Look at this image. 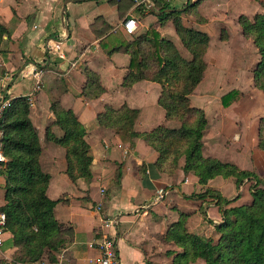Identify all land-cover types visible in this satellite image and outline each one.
<instances>
[{
  "label": "crops",
  "instance_id": "0c3cea01",
  "mask_svg": "<svg viewBox=\"0 0 264 264\" xmlns=\"http://www.w3.org/2000/svg\"><path fill=\"white\" fill-rule=\"evenodd\" d=\"M168 1L173 10L184 11L188 3L196 0ZM199 1L196 12L204 22L193 21L195 25L190 26L188 13L182 12L186 26L209 35L208 24L217 21L219 30L227 29L230 41L237 33L242 36L240 26L227 28L226 20L230 18L234 24L239 15L230 13L231 0H224V3ZM212 2L216 6L204 14L201 9L205 7L206 10ZM146 3L154 8L153 2ZM137 5L133 0H0V24L7 31L0 42V100L5 95L25 97L33 92L35 79L29 73L23 76L22 72L32 70L33 66L42 70L40 88L33 92L29 105V118L40 143V167L49 175L46 195L53 200L66 199L54 206V217L73 230L72 241L56 255L55 264H96L100 253L95 243L100 218L105 215L118 219L114 234L118 239L120 264H171L173 256L181 249L173 242L165 241L164 237L180 212L189 213L187 230L205 237L209 236L207 230L210 227L214 232L213 223L221 219L215 204L208 206L206 201L184 195L197 193L205 187L215 189L229 199L237 193L232 177L217 176L202 187L196 176L183 172V158L179 159L173 174L161 173L154 164L157 152L142 138H134L130 147L114 130L96 123V115L105 105L119 108L125 104L138 110L134 123L136 132L150 131L158 125L179 126L177 121L166 119L164 109L158 104L161 90L158 83L140 80L128 88L122 87L129 55L121 51L108 53L110 41L104 46L108 36H111L110 40L115 36V40L129 41L145 32L154 21L157 15L149 10L151 13L141 16L135 11ZM255 13L247 16L252 17ZM128 19L137 22L133 34H127L123 29V23ZM172 26L168 27L167 38L174 42L176 33ZM160 32H163L162 28ZM210 46L209 40L207 52ZM84 67L98 74L104 88L95 99L80 96L86 82ZM238 73L230 89H201L202 79L189 96L191 104L203 109L207 118L201 152L203 156L254 171L264 181V151L257 147L258 121L264 117V92L254 87L252 72L246 81L241 79L245 74ZM232 90L237 91L240 98L236 97L224 106L221 97ZM52 101H57L63 109L72 110L86 128L85 140L92 156L89 180L72 181L66 173L65 148L46 138L48 127L56 137L63 135V131L53 124ZM118 169L122 174L116 182ZM4 183L0 173V206L4 204ZM226 186L231 189L229 196L224 194ZM244 187L248 191V186H241L240 198L232 205L247 203L250 195L243 197ZM98 203L102 204L101 213L94 210ZM14 250L11 234L7 232L0 246V264L11 261ZM33 264L49 263L44 258ZM191 264H204V261L197 259Z\"/></svg>",
  "mask_w": 264,
  "mask_h": 264
},
{
  "label": "trees",
  "instance_id": "16d2710c",
  "mask_svg": "<svg viewBox=\"0 0 264 264\" xmlns=\"http://www.w3.org/2000/svg\"><path fill=\"white\" fill-rule=\"evenodd\" d=\"M199 2L188 3L184 11L174 9L161 13L156 16L157 23L148 25L145 32L129 41L115 40V36L112 40L108 36L104 41V46L109 41L111 43L108 53L121 51L129 55L122 87L128 88L140 80L158 83L161 88L158 104L164 109L166 119L177 121L179 126L158 125L150 131L136 132L134 123L138 110L125 104L119 108L105 105L103 111L96 115V123L114 130L130 147L134 138H142L157 152L154 164L161 173L173 174L179 159L183 158V172L196 176L202 187L217 176L234 178L237 193L230 199L210 187L184 195L206 201L208 206L215 204L221 219L213 223L217 237H205L188 231L186 221L189 213L180 212L178 220L169 226L164 237L165 241L173 242L181 249L173 256L171 264H191L197 259H202L204 264H264V189L260 186L263 180L254 171L203 156L201 152L207 118L203 109L191 104L189 96L203 79L206 69L204 56L210 37L204 31L186 26L181 18L182 12L195 15ZM153 4L156 11L173 8L168 0ZM135 11L141 16L151 13L144 3L137 5ZM168 21L172 22L189 58H185L174 42L158 31ZM237 23L242 35L250 39L257 50L259 58L252 70V81L255 88L264 92V12H256L252 17L239 14ZM6 32L0 24V42ZM224 33L222 28L221 40L227 39ZM83 73L86 82L80 96L87 99L99 97L104 88L100 85L98 74L89 67H84ZM237 94L235 90L224 94L222 104L229 105ZM8 98L4 96V99ZM9 99V105L0 118L2 152L7 159L0 171L5 179L4 204L0 206V211L5 213L4 230L11 234L15 248L11 261L33 264L45 258L49 264H55L56 255L73 237L72 228L59 223L53 214L54 206L66 199L53 200L46 195L49 175L40 167L41 148L29 118V104L24 96ZM50 109L55 117L53 124L63 131V135L56 137L48 127L46 138L65 148L66 173L72 181L78 178L89 180L92 177V156L85 140V126L72 110L63 109L57 101L51 102ZM257 147L264 151V117L258 121ZM121 174L118 169L116 182H119ZM245 182L249 183L251 202L232 205L240 198V188Z\"/></svg>",
  "mask_w": 264,
  "mask_h": 264
},
{
  "label": "rangeland",
  "instance_id": "374dc122",
  "mask_svg": "<svg viewBox=\"0 0 264 264\" xmlns=\"http://www.w3.org/2000/svg\"><path fill=\"white\" fill-rule=\"evenodd\" d=\"M220 2H225L224 0H219ZM176 6H180V3H176ZM216 5H214V2L209 4V6H206L203 9L204 14H208L207 10L213 9ZM229 9L230 13H236V14H246L249 15L255 12H264V0H231L229 3ZM218 16H221V14L218 13ZM203 17L196 12L194 13H188V25L193 26L195 23L193 21H196L198 23L204 22L203 20L200 21L199 18ZM237 19V17L235 18ZM227 28L235 29L239 28V25L237 22L233 24L232 20L228 18L226 20ZM157 23L156 17L153 22L150 24ZM168 23V24H167ZM165 25L158 28V31L160 32V29H163V32H160V34L164 37H169L168 27L172 25L171 21H168ZM186 24V22H184ZM208 31L210 35V42L211 46L207 52V63H206V69H205V77L203 76V82L200 84L201 89H211L210 91H214L216 89H220L223 91L226 89H230L233 86V79L234 77H237L239 75L238 72L241 74H245V77L243 75L242 81H246L249 78V75L251 74L255 63L257 62L259 56L257 53L256 48L254 47L252 41L250 39L245 38L242 33L240 36L239 33L236 34V40H229L228 31L226 28H224V31L226 33L227 39L221 40L220 33L221 29L219 30V23L217 21H212L208 24ZM173 27V26H172ZM172 33V32H171ZM224 33V34H225ZM174 42L178 46L179 51L185 58H189V53L182 45L180 39L176 34L173 35ZM205 57V56H204ZM219 77V78H218ZM202 81V80H201ZM240 98V95L237 97ZM249 182V181H248ZM245 182L244 185L249 187V183ZM264 189V181H262V184L260 185ZM247 188L244 187L243 189V197L245 198L249 193V190H246ZM230 187L226 186L224 189V194L226 196H229L231 194ZM247 191V192H246ZM247 203L251 202V196L250 198H247ZM203 214V213H201ZM213 228L210 227L209 230H207V234L212 237H217V235L212 232Z\"/></svg>",
  "mask_w": 264,
  "mask_h": 264
},
{
  "label": "built area",
  "instance_id": "2783aa9c",
  "mask_svg": "<svg viewBox=\"0 0 264 264\" xmlns=\"http://www.w3.org/2000/svg\"><path fill=\"white\" fill-rule=\"evenodd\" d=\"M136 4L144 3L145 1L155 2V1H163V0H133ZM137 22L135 19H128L123 23V29L127 34H133L136 30ZM58 54L63 57L62 53ZM31 74L35 79V84L33 87V92L40 88L41 83V74L42 70L38 67L32 68V70L27 71L26 69L23 70L22 75L27 76V74ZM33 92H30L25 96L26 101L28 104H32L33 100ZM9 98L8 99H1L0 100V118L4 109L9 105ZM3 146V130L0 126V171L4 168L5 163L7 161L5 155L2 152ZM95 212L101 213L102 204L98 203L95 206ZM5 213L0 211V246L3 244L4 241V234H5ZM118 219L116 216L113 215H105L101 216L100 218V231L98 232V239L96 241L97 249L100 253L99 258L96 264H120L119 259V252H118V239L116 238L114 231ZM5 264H15L12 261H8Z\"/></svg>",
  "mask_w": 264,
  "mask_h": 264
},
{
  "label": "water",
  "instance_id": "95a60500",
  "mask_svg": "<svg viewBox=\"0 0 264 264\" xmlns=\"http://www.w3.org/2000/svg\"><path fill=\"white\" fill-rule=\"evenodd\" d=\"M147 7L149 8V10L151 12H153L155 15L159 16L161 13L165 12V11H172L173 9H167V10H164V11H155L153 6L150 4V3H146Z\"/></svg>",
  "mask_w": 264,
  "mask_h": 264
}]
</instances>
